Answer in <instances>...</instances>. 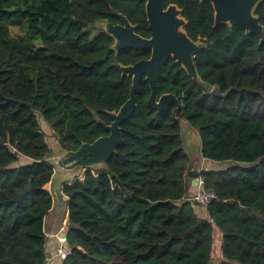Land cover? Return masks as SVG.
I'll return each mask as SVG.
<instances>
[{
    "label": "trees",
    "instance_id": "1",
    "mask_svg": "<svg viewBox=\"0 0 264 264\" xmlns=\"http://www.w3.org/2000/svg\"><path fill=\"white\" fill-rule=\"evenodd\" d=\"M172 3L190 38L206 47L195 57L201 82L171 58L160 70L159 96L175 94L202 157L228 165L191 169L175 104L151 108L143 78L123 144L104 167L63 185L72 250L62 264H210L217 233L219 264H264V40L241 26H215L209 0ZM119 13L151 36L146 0H0V264L48 263L55 169L38 114L65 150L107 135L96 117L110 124L109 112L130 97L132 77L121 65L151 55L117 53L104 29L92 32L98 21L121 23ZM256 14L264 30V1ZM185 174L215 193L208 218L185 199Z\"/></svg>",
    "mask_w": 264,
    "mask_h": 264
},
{
    "label": "water",
    "instance_id": "2",
    "mask_svg": "<svg viewBox=\"0 0 264 264\" xmlns=\"http://www.w3.org/2000/svg\"><path fill=\"white\" fill-rule=\"evenodd\" d=\"M209 1L215 11V26L220 24L241 26L264 40V30L260 18L256 14L258 5L264 0ZM146 14L151 30L150 37L138 34L136 26L122 13H119L122 23L114 24L108 20L102 21L104 22V31L115 41L113 49L117 53L125 48H132L151 50V56L134 64L121 65L122 76L132 77L130 97L118 110L109 112L112 118L110 124H106L96 117L108 134L98 137L93 142H84L74 151L65 150L60 146L55 160H49L55 169L52 179L54 186L52 195L55 200L62 197L64 184L81 177V173L89 168L104 167L110 157L123 144L122 124L130 118L137 106L136 93L143 78L149 82L151 89L148 105L159 112H164L170 109L171 104H175L173 117L179 122L182 143H185V139L188 138V132L185 131L191 126L187 120L178 118L182 104L173 93L159 96L158 77L160 70L173 58L194 81L201 82L195 65V57L201 49L206 47V44L203 41H195L190 38L185 30L187 21L183 16V11L176 4L166 5V0H146ZM207 89L211 92L216 91L212 86H208ZM198 180L199 177H196L193 184L197 186ZM73 226L70 224L71 228Z\"/></svg>",
    "mask_w": 264,
    "mask_h": 264
},
{
    "label": "crops",
    "instance_id": "3",
    "mask_svg": "<svg viewBox=\"0 0 264 264\" xmlns=\"http://www.w3.org/2000/svg\"><path fill=\"white\" fill-rule=\"evenodd\" d=\"M196 134H194V142H189V138L186 139V142L188 144V149L189 151L186 152L189 157H190V162H191V169L194 171H203V170H214L220 167L219 164H221L220 162L217 161H212V160H208L202 157L201 154V144L199 143V140L197 138V136H195ZM184 145H186V143H184ZM194 147L195 150H191L190 148ZM185 183H186V187H187V194L185 195V199L190 201L191 195L195 190L196 185H194V179L195 177H189L187 174H185ZM50 184L52 185V181L50 182ZM49 184V186H50ZM52 193V191H50ZM66 196L63 194L62 197H60L58 200L54 199V205L53 208L51 209L50 213L55 214L56 216V221L54 223V221H48V217H46L45 220V231L46 234L48 236V241H47V255H48V263L47 264H62V260H60L57 257H54V250L55 247L58 243L57 238H55L54 236L52 237L51 234L52 233H56L59 232V230L62 227L63 222L67 221L69 223V218L67 217L68 215V209H67V205H66ZM64 204V205H63ZM64 206L65 209V213H59L58 208ZM195 209L196 212L198 213L199 216L204 217V218H208V210L205 207H202L200 205H195ZM49 213V215H50ZM53 217V218H55ZM67 219V220H66ZM53 220V219H52ZM64 220V221H63ZM59 226V227H58ZM221 236V235H220ZM221 244V242H220Z\"/></svg>",
    "mask_w": 264,
    "mask_h": 264
},
{
    "label": "rangeland",
    "instance_id": "4",
    "mask_svg": "<svg viewBox=\"0 0 264 264\" xmlns=\"http://www.w3.org/2000/svg\"><path fill=\"white\" fill-rule=\"evenodd\" d=\"M98 29H104V22L102 21H98L96 22L94 25H93V28H91L92 32L93 33H96ZM17 31V28H12V32L15 34ZM38 118H39V122L41 124V127L46 135V139L52 149V156L50 157V161H54L55 160V157L58 155L59 153V149H60V144L58 142V138L57 136L55 135L54 131L52 130V128L49 126V124L44 120L43 116L38 114ZM185 132H188V140L189 142H194V134H196L195 136H197L198 140H199V143L201 144V141H200V136H199V133L196 129H194L193 127H188L186 129ZM185 143L186 145H184V142H183V148L185 150V152H188L189 149H188V144L186 142V139H185ZM191 150H195L194 147H191L190 148ZM27 157H21L20 158V165L24 164V163H27ZM220 165V168H224L228 165V163H221L219 164ZM84 173H81V175H83ZM53 185L50 184L49 186V191H52L53 189ZM64 205V204H63ZM67 205V204H66ZM65 207L64 206H61L58 208L59 210V213H65ZM56 215L55 214H52L50 213V215L48 214L47 217H48V221H56ZM55 217V218H53ZM68 217V215H67ZM53 219V220H52ZM67 220V219H66ZM64 221V220H63ZM68 221V220H67ZM59 227V226H58ZM59 232H56V233H52L54 236L58 234ZM49 236V234L47 235ZM220 240H221V236H220V233H217L215 234V245H214V251H213V255H212V259H211V263L210 264H219L221 262V260L223 259V257L221 258V251H220ZM54 264V263H52Z\"/></svg>",
    "mask_w": 264,
    "mask_h": 264
},
{
    "label": "built area",
    "instance_id": "5",
    "mask_svg": "<svg viewBox=\"0 0 264 264\" xmlns=\"http://www.w3.org/2000/svg\"><path fill=\"white\" fill-rule=\"evenodd\" d=\"M82 176V175H81ZM215 199V193L212 190L206 188L205 181L202 177H199L197 186L191 195L190 201L196 202L198 205L207 208L209 204ZM69 230V223L63 222L61 229L57 236L51 234V236L57 238L58 243L53 252L54 257L64 260L71 253L72 247L67 240V232Z\"/></svg>",
    "mask_w": 264,
    "mask_h": 264
},
{
    "label": "flooded vegetation",
    "instance_id": "6",
    "mask_svg": "<svg viewBox=\"0 0 264 264\" xmlns=\"http://www.w3.org/2000/svg\"><path fill=\"white\" fill-rule=\"evenodd\" d=\"M166 5H169V4H166ZM122 23V22H121ZM151 52V50H149ZM151 56V55H150ZM147 59V58H146Z\"/></svg>",
    "mask_w": 264,
    "mask_h": 264
}]
</instances>
